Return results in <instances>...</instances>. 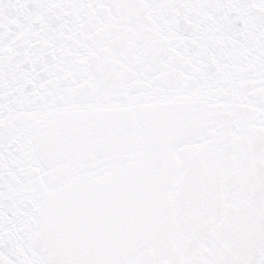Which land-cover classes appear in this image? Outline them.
Instances as JSON below:
<instances>
[{"label": "snow or ice", "instance_id": "6c2138e0", "mask_svg": "<svg viewBox=\"0 0 264 264\" xmlns=\"http://www.w3.org/2000/svg\"><path fill=\"white\" fill-rule=\"evenodd\" d=\"M0 264H264V0H0Z\"/></svg>", "mask_w": 264, "mask_h": 264}]
</instances>
